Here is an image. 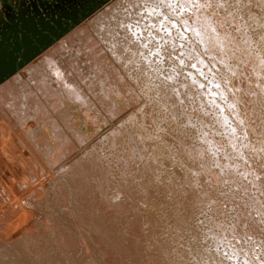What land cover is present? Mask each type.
Returning a JSON list of instances; mask_svg holds the SVG:
<instances>
[{
  "label": "bare ground",
  "instance_id": "6f19581e",
  "mask_svg": "<svg viewBox=\"0 0 264 264\" xmlns=\"http://www.w3.org/2000/svg\"><path fill=\"white\" fill-rule=\"evenodd\" d=\"M47 1L49 2V5L52 4V2H50L49 0ZM230 2L229 0H112L110 1L101 9V11H99L95 15L88 17L85 21H83L81 24L76 26L71 32L64 35V37H62L52 47L50 46V48L46 50L44 49L45 51L42 53L40 52L41 54L39 53L40 55L33 62H31L29 65H26V67H24L21 71L15 73L5 82H3V84L0 85V104L2 105L4 111L7 112L6 114H9L10 117L12 118L14 126L20 128L23 137L28 138L26 144L27 146L26 145L25 146L27 147L29 152H27L26 151L27 149L24 148L23 146L24 144L21 145L18 139L14 137L15 135L13 136V134L11 133L13 130L12 128L13 125L11 123L8 124L10 128L6 126V133L11 137L12 141H9V146L3 144V148L9 151V153L12 152L13 155L16 154L14 155L16 158L17 156H19V154L17 153L14 146L17 148V150L19 149L21 152H23L22 158L25 161L23 165H25L24 167L25 169H27V172L28 171L30 172L28 176L31 175L33 177L34 175H37L41 170L44 171L46 164L49 167L48 169L52 171L51 170L52 168L50 167L51 165L53 167V164L51 163L52 162L51 160H50L51 162H49L48 159V157L50 156L49 154L54 152L53 156H56V159L60 157L64 158L65 156L63 155L67 151L71 150V147H73L71 144H73L74 141L70 136L73 135L72 136L73 139H76L75 142L78 143L81 140L80 136L84 135V134L81 135L80 132H78L75 129V126L73 125V122L75 121V114H74L75 111L72 112L71 110L72 107L74 110L75 109L78 110L77 113L83 116L84 120L85 119L93 120L98 118L97 116L102 110L108 113L107 115H105V112L102 113L105 119H109L110 117H115V115L120 112L122 107L123 108L125 106L127 107L128 104L135 101V95H136L135 89H137L135 86L136 84L139 85L137 82L138 80H132L131 83L129 78L131 71L133 69H139L142 75L150 77L151 79L152 78L155 79L153 80L156 82H153V84L157 83L156 86L158 87L157 89L155 88L154 91L155 93H159L160 90L163 89L161 93L167 103L166 107H168V109H170L169 107L171 106L177 108L180 104L182 106V103L183 105L184 103L186 105V103L189 102L190 97L193 100L192 103L196 101L197 102L196 104L197 106L199 105V107L201 105L203 107V103H209L208 105H210V108H212V110L216 114L215 115L217 117L216 119H218V122L220 121L218 123L220 130L223 129L224 132L225 130L227 131L226 136L228 142L226 141L227 142L226 144L228 145V148L226 149L225 154L228 157L235 158L234 156L240 155V157L243 158V162H241L243 164H239L240 162H238L239 161L238 160L237 164L240 167L236 166L234 168L235 169L237 167L240 168V170L239 169L238 170L240 171V173L243 172L242 176L244 177H247L246 175L247 173H249L251 179H249L248 177L247 179H249L251 183L255 186V188L258 189V191H256L257 195L258 193L261 195L260 191L264 190V163H262L264 161L263 153L261 152V155H263L262 156L263 160L261 162L262 164L259 163V165L261 164L260 166H262L259 167L261 169L258 168V171H256L257 170L255 168L256 165L254 166L252 161L254 162L258 158L259 155L258 150L261 151L260 149L261 146H264L263 145L264 142L263 143L259 142L261 140V137L259 136L260 134H258L262 132L264 133V123L260 125L262 131L259 129L261 132H257L259 131L257 130L254 133L253 131L256 130L254 129L256 127H253L252 125L251 127H249L248 124L249 122L248 123L245 122L247 118L250 117L248 116V112L250 113L251 106L249 107V105L250 104L252 105L251 100L253 98L250 100V104L247 106L246 101L248 98L247 95H245L246 94L245 90H247L248 88V84H247L248 81L250 82V80L244 79V77L247 75L244 74L245 73L244 70L247 68V66L243 70L244 76L243 74L242 76H239L241 75L240 72L242 71L240 70H242V68H240L239 70L240 66H238L239 64L237 63V61L241 62V64H246L249 67L251 66L254 69V71L252 72H255L254 75L256 76L257 74L259 75V73H261V69L264 67V65H262L263 63L261 62V57L258 56V53L257 55H254L253 53L254 51L252 49L253 39L247 33L243 32L244 29L242 30V28H244L245 26L239 29L243 32L241 33L239 31L242 35V40H238V39L234 40V36L230 34L231 31H229V29L226 27V24L229 22V16H230L228 14L229 13L228 11H230L229 6H231ZM243 2L244 3H242L243 4L242 7L244 10L247 9V11L252 9L254 10L253 6L259 8L262 6L260 0H243ZM61 10L63 11L62 13L64 12L67 14L74 13L76 19L78 17L77 8L76 7L69 8L67 3L64 2L61 3ZM38 12L42 13L46 11L43 10L41 7V9L38 8ZM51 12L52 10L48 11V14H51ZM247 13H249V11ZM257 13L258 15L261 14L259 12ZM261 16L256 17L258 18V21H261L260 20L262 19ZM256 18H254L255 22H252L254 23L253 26L255 25L254 29L256 27L257 28L256 30H258L263 36L264 26L259 24V22L256 21ZM54 19H58L60 25L64 24L65 23L64 21L71 22L70 20L71 18L69 17L65 18L62 15L59 17L57 14L54 16ZM79 21L80 19L78 20V23ZM249 26L251 25L249 24ZM1 29H2V24H0V30ZM257 38L259 39V37ZM166 58H169V61L173 60L175 67L177 68V70L180 71L179 74L176 75L177 79L175 78V80H173L174 75L176 74L175 71H171V74L167 75L168 76L167 78L170 79L172 78L173 81L167 80V78L162 79L165 76L163 75L165 69L163 73L161 71V69H163V66L165 68V65H163L162 60ZM262 59L264 58L262 57ZM241 67H244V65ZM183 70L185 73L183 72ZM262 74H264V72ZM204 78H206L205 81L203 80ZM145 81L147 82L148 79L144 80L143 83L141 84L147 87V85L149 84H145L144 83ZM142 85L140 87H142ZM149 87H151V85H149ZM152 87L154 88L155 86ZM147 92H149V90ZM241 94H244L245 96H242ZM253 95L255 96L256 94ZM187 97H189V99ZM123 103L125 104L123 105ZM193 104L195 105V103ZM194 105H192L191 107L194 108L193 107ZM205 105L207 106V104ZM252 111L254 112V109H252ZM187 113L188 111H186V116ZM206 114L208 116V113ZM136 115H138V113L134 114L133 112L131 115L129 113L128 116H126L125 120L123 121L124 122L123 124H126L128 127L129 126L127 124L128 120ZM262 117L263 115L261 116V118ZM204 118L206 119V117ZM188 121L186 123L189 124L190 121L189 122ZM192 122H190V125L187 126H191ZM3 123L4 121L2 122V124ZM134 124H139V123H134ZM4 125L6 124L4 123ZM123 126L124 125H122V127ZM122 127L121 128L115 127L112 130V132L110 131L111 133L109 132L110 134L106 135L105 140L107 139L111 144L114 145L121 144V148L124 147L126 149L127 148L126 146L129 147V144L125 143L126 141L122 139V137H124L122 135L125 136L127 135L128 137L129 135L127 130H125L127 134L126 133L124 134ZM2 128L3 127L1 126V129ZM193 128L199 129L196 127ZM43 130L45 131L49 130V132L54 137V139H56L55 140L56 147L54 146L55 148L54 151L52 149V152L48 149L49 145L46 144V142L45 144L42 142L43 143V144L41 143L42 145H38L36 142L39 133H41ZM4 131L5 130H3V132ZM154 134L156 133L154 132ZM154 134L153 137L157 135ZM149 135L147 136V138H143L141 135L135 137L130 136L131 139L129 138L132 141V145H130L131 147H129V149L131 148L130 153H133L132 151L137 149L136 152H138V156H137L138 158L136 157L135 158L139 159L138 161L140 165L135 166L134 170L136 171V173H131V175L129 174V176L126 175L124 171L122 173L121 182L126 192L124 196H126V198L129 199L132 204H135L136 202H141L139 203V205L143 204L141 199L140 198L137 199L136 195L134 194L137 192L135 191V188L133 186V178L139 176L142 179L144 177V181L146 180V178H148L149 180L148 185H150V187L159 188L160 184L158 183L159 182L158 178L161 177H159L160 176L159 173H156L157 171L156 167L161 165L162 163H166L164 162L163 159H161L162 151H159V149L155 150V148H148L146 146V144L149 143L152 138V136L150 135L151 136L150 138ZM206 135L201 136L203 137L202 138L203 144L201 145L199 143L201 145L200 147H202L203 149L200 148L199 146H198L199 149L195 148L197 149L196 151L199 150L200 154H198V152L196 151L195 152L197 156L199 155V158L201 159V163L203 158H201L202 156L200 155L205 154L207 156L208 151H212L214 150V148L222 149V147L220 148V146L217 144L218 142L216 141L217 139L215 140L214 137H210ZM244 138L247 139V141L250 140L249 142L250 144H252V146H249L248 145L249 143L247 142H246L247 144L243 142ZM120 140H124L123 147L121 143L122 141ZM262 141L264 140L262 139ZM223 142L225 143V141ZM137 143H141L142 147L138 148ZM165 143L163 146L166 145ZM103 144H104L103 141L100 139L98 142L95 143V145L92 146V148H90L88 153L86 152V154L83 153V155L82 154L79 155L80 157L77 158V160L75 161L73 159L76 158H73L72 159L73 161L69 164V166L65 170H63L64 171L63 173L65 174L64 178L65 180H67L68 185L71 186L72 193H74L78 201L81 202L80 205L76 204V209L80 211L79 215L81 217L76 216V218L78 219L76 218L75 219L78 221L82 230L81 231L75 230L76 227H73L74 230L71 229L70 226L66 227L63 221H61L60 219H56L54 216H50V215H46V217H44L46 222L49 221L45 225L41 223L42 220H43L42 222H44V219L43 218L41 219V215L39 216V211H38L39 209L37 208L38 211L37 213L35 212L36 208L35 210H33L34 207L32 210L37 214L32 216L30 212H28L31 209L30 208L28 209L26 214L25 213L17 214L16 217L11 213L13 215V218L11 217V219L8 217L9 215L6 216V214L2 211L0 213V264H81L80 256L83 255L85 256L84 258H86L87 255L84 254H89L91 252V250H89L90 245L91 246L97 245V247H99L98 251H99V256L101 258L103 257L108 258L109 255L114 256V258L109 256L108 260H106L108 264H122L123 261L120 262L119 261L120 258H123L122 260L126 259L130 264L131 262H129V259H132L133 262L136 261L135 264L140 260H141V264L143 262H144L143 264H163L162 260L165 258L164 256L160 255L161 256L160 257L156 254H154L153 256V255H149L150 253L147 256H145L146 252H148V250H146L147 248H145L146 246H144L146 244L145 243L146 239H148L146 235L148 236L150 235L143 229L144 226L147 224V219H148L147 217L150 218L153 217L152 211L148 210L149 213L145 212L147 214V217L145 214V216L140 215V218H135L129 216V214L126 213V218H124L120 216V212L121 211L127 212L126 198L124 197L120 198V196L116 197V195L120 194V191H117V193L116 191H114L113 193H111L112 196L110 195V198L116 201H113L109 199L108 196H106L107 194L105 191L107 190V187H109L111 184L114 183H113V178L108 176L107 171H106V181L101 178L105 166L103 160L100 161L96 153H98V150L102 148ZM174 144L176 147V151L177 150L180 151L183 142L177 139ZM74 145H76V143ZM190 148L192 149V147ZM248 148L253 153V155L251 156L252 157L256 156L254 157V160H251V162L249 160L244 161V158L247 157V155L244 156V152L246 153L247 152L246 150H248ZM125 149H121V150H125ZM224 149L222 150L224 151ZM189 151L191 150L189 149ZM66 154H68V152ZM122 154L124 155L125 153ZM36 155L38 157L40 156L46 162V164L41 163L39 161L40 158L37 159ZM76 155H78V153ZM128 157H130V154ZM189 157H190L189 159L192 158V156L190 155ZM222 157L223 156H220V159ZM52 159L54 161L55 158ZM125 159L129 160V158L126 157ZM207 159L206 161H208ZM239 159L241 160V158ZM57 160L54 161L53 163L57 162ZM257 161L258 160H256V163ZM215 162H217V160ZM48 163L49 164L51 163L50 166L48 165ZM189 163H191V161ZM55 164L57 165V163ZM154 164L155 166H153ZM196 164L197 161H195V165ZM202 164H204V161ZM207 164L209 165V163ZM193 165L194 164L191 165L192 166L191 170L194 169ZM204 165L205 166L203 167L200 166V167L204 169L205 167L208 166L206 164ZM216 165H214V167ZM96 166H98L99 171L96 170ZM210 166H208L205 169L208 170ZM54 167H58V166L54 165ZM194 167L196 168V166ZM214 167L212 164L211 169H213ZM228 167L230 168V166ZM231 168H233V164ZM162 169H160V171ZM205 169L204 171L200 169V171H203L204 173ZM209 170L206 171L205 173L206 174L207 172L209 173L210 172ZM219 170L217 171L220 174ZM176 171L177 170H175L174 173L181 174L180 171L178 172ZM212 171L210 175H212ZM234 171L235 170L232 169V171L229 172L230 177L236 179L233 180L234 182L231 181V184L232 183L235 184V181L238 180V185L237 183L236 185L239 187L241 192L244 193L245 191L246 193L247 184L243 183L242 182L243 180L240 181L239 178L241 177L238 178L236 177L238 175V171L235 172V174ZM14 173H19L16 168H14ZM56 173L59 172L57 171ZM214 173L215 175L213 174L214 175L213 177H216L217 175L215 170ZM227 174L228 172L226 173L225 178H227ZM170 175H172L171 172H169V176ZM28 176L21 178L22 179L21 182L19 181L20 182L19 185H16L14 187V190L21 189L25 186L26 183L28 182L30 183L31 178L29 179ZM179 176L180 175H178V178ZM174 177L176 179V176ZM222 177H223L222 175L221 178L219 177L220 180H223ZM43 178L40 177L41 180ZM232 178L230 180H232ZM161 179L164 180L163 178ZM177 179L174 181L176 182ZM218 180L216 181L218 182ZM226 180L227 179H225L224 182H226ZM171 181L172 180H170V182ZM229 181L227 180V182ZM43 184L45 183L43 182ZM122 184L119 183L120 186ZM167 184L168 183H166L165 185ZM171 184H173V182ZM226 184L227 183H225V185ZM30 186H32V184ZM38 186L36 185V187ZM230 187H232V185H230ZM238 187L235 188L236 191ZM37 189H38L37 191H42L41 189L43 188H40V190L39 188ZM14 190L11 189V191L4 193L2 199L5 200L7 199L8 196L14 194L15 192ZM234 190L232 192H235ZM22 191L23 190H21V192ZM37 191L36 190L34 192L32 191V193L35 192L37 193ZM184 191H188V189L187 190L185 189ZM24 192L25 191H23L22 194ZM232 192L230 190L231 194L229 195V197L232 194H234ZM190 193L189 195H187L188 197L186 196V194L185 197L180 196L179 198L181 199L177 198L179 196L177 194L175 197L177 199L174 201L175 202L174 204L176 205V209H179V206L183 204L184 209L187 211L186 214H188L189 218L191 219L192 216L191 213L193 212L192 210L195 207L194 204L199 203L201 200H199V196H197V193H196V197ZM202 193H204V189ZM228 193L226 192L227 195ZM263 194L264 193H262V195ZM39 195L41 196V193ZM24 196L27 197V195ZM28 197L30 196L28 195ZM240 197L238 198L241 199ZM243 197H245V195ZM232 199L234 201L236 200V198L234 199L233 197ZM247 199H246L245 207L251 203V202L248 203L249 201L247 202ZM229 200H231V197ZM242 200L238 202L239 203L241 202L242 204L243 203ZM262 201L263 200L261 199L259 201L257 200L256 201L257 203H253L254 201L251 203L252 207L254 206L253 208L254 211L253 210L252 211L254 214H257L256 215L257 217L255 215L254 216L248 215L249 218L247 216L245 217L246 213L248 212L243 214L244 209L241 208L242 206L240 205L239 206L240 208H238L237 207L239 205L237 204L238 202H234L235 203L234 204L232 201V206L234 204L236 208L242 209L240 210V212L241 211L243 212H241L242 214L240 213L241 215L238 213L239 214L238 217L236 216V219L232 222L231 227H229V229L231 228L230 229L231 232L230 230H227L228 225L226 223H225L226 225L225 224L220 225L219 224L220 222L218 224L217 221L214 222L215 221L213 219L214 214L218 212L217 207L213 206L216 203L214 202L215 204L210 206L212 207L211 211L206 207V209L209 210L208 214L210 215L211 218L207 219L208 217H205L204 223L202 222L200 226L199 225L197 226V224L195 225L194 223H192L193 226L192 228H190L191 232L188 234L189 239L186 240L187 247L185 246V244H184L185 247L181 246L183 248H187L186 250H184V252H188L191 255L193 264H264V245H263L264 243L262 244L263 241L259 240L260 239L259 237L261 235H258L262 231L257 233V231H259V227H262L261 230H263L264 232V219H262V217H264V208H263L264 201L263 202ZM260 202H262L261 206L259 205ZM30 203L32 204V202ZM150 204H151L150 202L144 201L143 204L144 209L150 206ZM22 205L24 204L22 203ZM229 206H231V204ZM247 209L250 210V207H248ZM204 213L206 214V212ZM244 217L247 218L248 222L246 221V219H244ZM254 217H256V219ZM237 218L242 219V222H240ZM88 221L89 223H87ZM178 221L179 218L177 215L175 219V223ZM244 221H246L247 224H245L246 222L244 223ZM124 223H127L130 226L129 230L132 231V234H130L129 232L128 235L122 233V225ZM244 225L245 226L248 225V227H246L245 230L243 228ZM202 226L204 230L206 229V232L202 234L200 231L202 235L201 238L198 235L200 234L198 233V231L199 229H201ZM37 227H39V229L35 230L34 228ZM176 228L178 229V223L176 225ZM101 238H103L104 240H102ZM182 242H184V240ZM210 243L211 245H209ZM168 250L167 252L170 253ZM173 252H174L173 255L175 257L178 256L179 259L181 255H183L178 250L177 251L174 250ZM118 256L120 258H118ZM143 257L146 259L144 260ZM175 257L174 259L178 261V258L176 259ZM84 258L82 260H85ZM92 258H94V254L92 255ZM115 258L118 260V262H114Z\"/></svg>",
  "mask_w": 264,
  "mask_h": 264
},
{
  "label": "rangeland",
  "instance_id": "374dc122",
  "mask_svg": "<svg viewBox=\"0 0 264 264\" xmlns=\"http://www.w3.org/2000/svg\"><path fill=\"white\" fill-rule=\"evenodd\" d=\"M26 1V4H29V2L30 1H28V0H25ZM50 2H51V0H49ZM110 1H112V0H103V2H101V3H99V4H97L95 7H94V9L93 10H91L88 14H86L83 18H80V21H79V23L78 24H76V25H73L71 28L69 27V29H68V31L67 32H64L59 38H57V39H55L48 47H46V49H48V48H50V46L52 47L54 44H56L62 37H64V35H66V34H68L69 32H71L76 26H78L79 24H81L83 21H85L88 17H90V16H92V15H95L96 13H98L99 11H101V9L106 5V4H108ZM230 1H232V2H230ZM237 1V2H236ZM261 1V7L259 8V7H256V6H253V8H254V10L252 9V10H248L249 11V13H247L248 11H247V9H243V7H242V3H244L243 2V0H229V2L231 3V6H229V10L230 11H228L229 13V22L226 24V27L229 29V31H231L230 32V34L232 35V36H234V40L235 39H238V40H242V35H241V33H243V32H245V33H247L252 39H253V42H252V49L254 50L253 51V53H254V55H257V53H258V56H260L261 57V62L263 63L262 65H264V59H262V57L264 58V38H262V37H264V35L262 36L261 35V33L258 31V30H256L257 28L255 27V29H254V26H253V24L254 23H252V22H255V19L254 18H256L257 16H261L262 17V19H260L261 21H258V18H256V21L257 22H259V24H261V25H263L264 26V0H260ZM3 3L6 5V6H10V8H15L14 6H13V3H12V1L11 0H0V24H2V25H4L5 23H6V25H7V27H6V30L8 29V27H9V23L11 22L9 19H8V17L7 16H10L9 14H8V12L7 11H5L4 9H6V8H4V6H3ZM61 3V0H53V8L52 9H55L56 8V6H58V4H60ZM36 4L38 5V2H36ZM77 4H80V0H75V2H74V5H77ZM236 7V8H235ZM241 7H242V9H241ZM3 8V9H2ZM257 10H260V11H257ZM244 11H247V12H244ZM254 11V12H253ZM243 12V13H242ZM257 12H259V13H261V14H259L258 15V13ZM253 14V15H251V14ZM242 14V15H241ZM245 14V15H244ZM255 15H257V16H255ZM248 18H249V20H248ZM246 19V20H245ZM251 20V21H250ZM246 23V24H245ZM263 23V24H262ZM71 24H72V22H71ZM248 24V25H247ZM249 24L251 25V26H249ZM243 26H245V27H247V28H242V30H243V32L241 31V30H239L241 27H243ZM236 30H238V31H236ZM241 33H240V32ZM1 32H3V30H1ZM241 36V37H240ZM257 37H259V39L257 38ZM261 38V39H260ZM256 39V40H255ZM263 39V40H262ZM262 43V44H261ZM45 49V50H46ZM44 49L41 51V53L42 52H44L45 51ZM40 53V54H41ZM261 55H260V54ZM39 54V55H40ZM39 55H37L33 60H30L29 62H27L26 64H24L21 68H17V72H19V71H21L24 67H26V65H29L31 62H33ZM168 61V62H167ZM162 62H163V65H165V68H164V66H163V69H161V71H162V73H163V71H164V69H165V72H164V74L163 75H165L162 79H166L168 76L167 75H170L171 74V71H175L176 72V74L174 75V78H173V80H175V78L177 79V74H179V70H177V68L175 67V64H174V61L173 60H171V61H169V58H166V59H163L162 60ZM165 62V63H164ZM260 62V63H261ZM0 63H1V61H0ZM237 63L239 64L238 66H240L239 67V70H240V68H242V70H240V71H242V72H240L241 73V75H239V76H242V74H243V72L245 71V73L244 74H247L245 77H244V79L246 80H250V82L248 81V88H247V90H245V95H247V98L249 99H247V106L250 104V100H251V103H252V105L250 104L249 105V107L251 108H249L250 109V113L248 112V116H250V117H248L247 118V120L245 121L246 123H248L249 124V127H251V125L253 126V127H256V128H254V129H256V130H254L253 132L255 133V131H257V130H261V124L262 123H264V74H262L263 72H264V70H263V68L261 69V73H259V75L257 74V76L256 75H254L255 74V72H252V71H254V69L250 66H248V65H246V64H241V62H238L237 61ZM161 65V64H160ZM244 65V67H241V66H243ZM261 65V64H260ZM186 66V65H185ZM184 66V67H185ZM246 66H247V68H246ZM187 67V66H186ZM246 68V69H245ZM166 69H167V71H166ZM245 69V70H244ZM253 69V70H252ZM137 70V71H136ZM139 69H133L132 71H131V74H130V78H129V80H130V82L132 83V80H138L137 82H138V84L139 85H137L136 84V88L138 89H135V87H134V89L136 90L135 92H136V95H135V101H133L132 103H130V104H128V106L126 107H122L121 108V110H120V112L119 113H117L116 115H115V117H110L109 119H105L104 118V115L102 114L103 112H105L104 110H102L100 113H99V115L97 116L98 118H96V119H93V120H84L83 118V116H81V115H79V113H77V109H73V107H72V112H74L75 111V121L73 122V125L75 126V129L78 131V132H80V134L81 135H83V136H80V138H81V140L77 143V142H75V140L76 139H73V135L72 136H70L71 138H72V140L74 141V143L73 144H71L73 147H74V149H73V147H71V150H69L70 151V153H69V151H67L68 152V154H64L63 156H65L64 158L63 157H60V158H57L56 159V156H53V153L54 152H52V149H53V151H54V148L56 147V145H55V140L56 139H54V137L51 135V133L49 132V130H43L41 133H39V135H38V138L36 139L37 141V144L38 145H42L43 143L45 144V142H46V144H48L49 145V147H48V149L52 152V153H50L49 155V157H48V159H49V162H51L52 164H53V167H54V165L55 166H58V167H54V168H56V169H54L53 167H52V165H51V167L50 168H52L51 170L52 171H50L48 168V166H47V164H46V162L39 156H37L36 155V157H37V159H39V161L41 162V163H43V164H46V167H45V169H44V171L43 170H41L37 175H34L33 177L31 176V175H29L28 176V174L30 173L29 171L27 172V169H25V165H23V163H25V161H24V159L22 158V153L23 152H21L19 149L17 150V148L14 146V148L16 149V151H17V153L19 154V156H17V158L14 156V155H16V154H14L13 155V153L12 152H10L9 153V151H7L6 149H4L3 148V144L4 145H6V146H9V141H12L11 140V137L9 136V135H7V133H6V126H8V124L9 123H11L13 126H12V128H13V130H12V134H13V136L14 137H16V139H18V141L21 143V145H23L24 146V148L25 149H27V139L28 138H26V137H23V135H22V131L20 130V128H17L16 126H14V124H13V121H12V118L10 117V115L9 114H6L7 112L6 111H4V109H3V107H2V105L0 104V121H4V123L6 124V125H4V123L2 124V122H0V129H1V126L4 128H2L1 129V132H0V207H2V208H0V213L3 211L5 214H6V216L7 215H9L8 217L11 219V217L13 218V215L16 217L17 216V214H26V212L28 211V209H30L28 212H30V214L33 216V215H35V214H37L38 213V211H39V216L41 215V219L43 218L44 219V217H46V215H50V216H54L56 219H60L61 221H63V223L65 224V226L66 227H68V226H70V228L71 229H73V227H76V229L75 230H79V231H81L82 230V228H81V226L79 225V223H78V221L76 220V219H78V218H76V216H78V217H81L79 214H80V211H78V209H76V204H81V202H79L78 201V199L76 198V196L74 195V193H72V191H71V186H69L68 185V183H67V180H65V178H64V171L63 170H65L68 166H69V164L74 160H77V158H79L80 156L79 155H83V153H85L86 154V152L88 153V151L90 150V148H92V146L93 145H95V143L96 142H98L100 139L103 141V145H102V148H100V150H98V153H96V155L99 157V159H100V161L101 160H103V163H104V166H105V168H104V171L102 172V175H101V178L103 179V180H105L106 181V171L108 172V176L109 177H111V178H113V183L114 184H111L109 187H107V190L105 191L106 192V196H108V198L109 199H111L110 198V195L112 196V194L111 193H113L114 191H116V193H117V191H120V194L119 195H116V197H119L120 196V198H122V197H124V198H126V196H124L125 195V190H124V186H123V184H122V182H121V178H122V173L125 171V173H126V175H128L129 176V174L131 175V173H136V171L134 170L135 168V166H137V165H140V163H139V159H136V158H138L137 156H138V152H136L137 151V149H135L134 151H132L133 153H130L131 152V148L129 149V147H131L130 145H132V141L130 140L131 139V137L130 136H132V137H135V136H138V135H141L143 138H147V136L150 134L151 136H152V138H153V140H152V138H151V136H150V138H151V141H153V142H149V143H147L146 144V146L148 147V148H155V150L156 149H159V151H162L161 152V159H163L164 160V162H166V163H162L161 165H159V166H157L156 168H157V171H156V173H159L160 174V176H159V174H158V176L159 177H161V178H163L164 180H162L161 178H158V183L160 184L159 185V188H156V187H150V185H148V182H149V180H148V178H146V180L144 181V177L141 179V177H135V178H133V186H134V188H135V191L137 192V193H134L135 195H136V198L137 199H141V201H142V203L144 204V201H146V202H150L151 204H150V206H148L146 209H144V205L142 204V205H139V203H141V202H136L135 204H132L131 202H130V200L129 199H127L126 198V205H127V212L126 211H121L120 212V216L121 217H124V218H126V213H128L129 214V216H132V217H135V218H140V215H143V216H145V214L148 212L149 213V211L148 210H151L152 211V213H153V217H147V214H146V217L148 218L147 219V224L144 226V229L143 230H145L150 236H148V235H146L147 236V238L148 239H146V237H145V239H146V244L144 245V246H146L145 248H147L146 250H148V252H146V255L145 256H147L149 253V255H153L154 256V254H156V255H158V256H164L165 258V260L163 259L162 260V263L163 264H170L171 262V264H193V262H192V258H191V255L188 253V252H184V250H186L187 248H183V247H181V246H184V244H185V246L187 247V245H186V243H187V241L186 240H188L189 239V236H188V234L191 232V229L190 228H192V226H193V224L192 223H194L195 225L197 224V226L199 225H201L202 224V222L204 223V221H205V217H208L207 219H209V218H211L210 217V215L208 214L209 213V210L208 209H210V211H211V208L212 207H210V206H212L213 204H215V205H213V206H215V207H217V213H215L214 214V222H216L217 221V224L219 223L220 225H223V224H227L228 225V229L227 230H230L229 229V227H231V225H232V222L236 219V216L238 217V215L241 213V212H243V214H245L246 212H248V213H246V215H245V217L247 216L248 218H249V216L248 215H252V216H256L257 214H254L253 213V211H254V206L252 207V205H251V203L253 202V203H257L256 201L258 200H263L264 201V197H263V195H262V193H264L263 191L264 190H262V191H260L261 192V195H262V198H261V195L258 193V195H257V192L256 191H258V189L257 188H255V186L251 183V181L249 180V179H251L250 178V174L249 173H247V177L249 178V179H247V177H244V176H242L243 175V172H241L240 173V168H234V167H236V166H239L237 163L238 162H240L239 164H243V163H241V162H243V158L242 157H240V155L239 156H234L235 158H233V157H228L226 154H225V151H226V149L228 148V145L226 144L228 141H227V136H226V130H225V132H224V130L222 129V130H220V128H219V126H218V123L220 122H218V119H216L217 117L215 116L216 114H215V112L212 110V108H210V105H208L209 103H203V107H202V105L199 107V105L197 106V102L196 101H194L193 103H195V105L192 103V98L190 97V99H189V97H187L188 99H189V102H187L186 103V105H185V103H184V105H183V103H182V106H181V104L176 108V107H174V106H171V107H169L170 109H168V107H166V105H167V103H166V101H165V99H164V97H163V95H162V93H161V91L163 90H160V92L159 93H155L154 91H155V88L157 89L158 87L156 86V84L157 83H155V84H153V82H156V81H154L155 79L154 78H150V77H147V76H144V75H142L141 73H140V70L138 71ZM244 70V71H243ZM262 70H263V72H262ZM250 73H249V72ZM16 72V73H17ZM169 72V73H168ZM183 72H184V70H183ZM185 73V72H184ZM221 74V73H220ZM244 74H243V76H244ZM252 74V75H251ZM262 74V75H261ZM256 77H254V76ZM262 78H261V77ZM11 77V76H10ZM10 77H8V78H10ZM247 77V78H246ZM253 77V78H252ZM8 78H6V79H4V81L3 82H5ZM179 78V77H178ZM148 79V83L145 81L144 83L145 84H149V85H151V87H149V85H147V87H145V85L143 86L141 83H143V81L144 80H147ZM154 79V80H153ZM255 80V82H256V84H255V82H254V80ZM257 79V80H256ZM167 80H172V78L170 79V78H167ZM172 80V81H173ZM204 81L206 80V78H204L203 79ZM262 81V82H261ZM3 82H1L0 83V85L1 84H3ZM259 82H261V83H259ZM176 83V82H175ZM142 85V87H140L141 85ZM259 84H261V85H259ZM152 86H155L154 88L152 87ZM167 86V85H166ZM165 86V87H166ZM202 87H203V85H202ZM252 88V89H251ZM257 88V89H256ZM141 89H143V90H141ZM154 89V90H153ZM197 89V88H196ZM141 90V91H140ZM145 90H146V92H145ZM149 90V92H147ZM193 90V89H192ZM249 90V91H248ZM255 91V92H254ZM138 92V93H137ZM252 93V94H250V93ZM145 93V94H144ZM253 94H256L255 96L253 95ZM260 94V95H259ZM262 94V95H261ZM242 96H245L244 94H241ZM241 96V97H242ZM160 97V98H159ZM244 99V98H243ZM256 99V100H255ZM263 99V100H262ZM125 103H123V105H124ZM189 104V105H188ZM205 104H207V106H208V108H207V106L205 105ZM122 105V104H121ZM122 105V106H123ZM127 105V104H126ZM168 105H169V103H168ZM188 105V106H187ZM192 105H194L193 107L195 108V110H194V108H192L191 106ZM205 105V106H204ZM181 106V107H180ZM186 106V107H185ZM195 106H197V107H195ZM174 107V108H173ZM185 109H184V108ZM213 107H214V105H213ZM216 107V106H215ZM253 107V108H252ZM173 108V109H172ZM182 108V109H181ZM209 108H210V110H209ZM139 109V110H138ZM172 109V110H171ZM184 109V110H183ZM201 109V110H200ZM252 109H254V112H256V113H254L253 111H252ZM6 110V109H5ZM206 110V111H205ZM136 111V112H135ZM138 111H140V112H138ZM184 111H185V113H184ZM186 111H188V113H187V116H186ZM209 111V112H208ZM213 111V112H212ZM134 112V114L136 113H138V115H136V116H133L132 118H130L129 120H128V122H127V124L129 125L128 127H127V125L126 124H123L124 122V120H125V118H126V116H128V114L130 113V115L132 114ZM192 112V113H191ZM204 112V113H203ZM174 113V114H173ZM206 113H208V116H207V114ZM254 113V114H253ZM3 114V115H2ZM108 113L107 112H105V115H107ZM124 114H126V115H124ZM192 114V115H191ZM204 114V115H203ZM211 115V118H210V115ZM213 114H214V116H213ZM7 115V116H6ZM101 115V116H100ZM173 115H175V116H173ZM188 115H190V116H188ZM254 115V116H253ZM263 115V117L261 118V116ZM122 116V117H121ZM5 117H7V118H5ZM143 117V118H142ZM177 117V118H176ZM190 117V118H189ZM204 117H206V119L204 118ZM213 117V118H212ZM253 117V118H252ZM2 118V119H1ZM11 118V119H10ZM116 118H117V120H116ZM122 118H124V119H122ZM140 118H142V119H140ZM188 118V119H187ZM249 118H250V120H249ZM4 119V120H3ZM7 119V120H6ZM65 119V118H64ZM101 119V120H100ZM191 121H190V120ZM198 119V120H197ZM203 119V120H202ZM205 119V120H204ZM212 119V120H211ZM9 120V121H8ZM113 120V121H112ZM189 120L190 122H192V124H191V126H187V125H190V122H189V124L188 123H186L187 121ZM216 120V121H215ZM262 120H263V122H262ZM6 121V122H5ZM103 121V122H102ZM119 121V122H118ZM203 121V122H202ZM208 121H209V123H208ZM39 122H40V120H39ZM115 122V123H114ZM200 122H201V124H200ZM207 124H206V123ZM115 125H114V124ZM134 123H139V124H134ZM195 123V124H194ZM204 123H205V125H204ZM211 123V124H210ZM119 124H122V125H124L123 127H122V125H119ZM25 125H28V124H25ZM114 125V126H113ZM203 125V126H202ZM206 125H209V126H206ZM30 126H31V124H30ZM185 126V127H184ZM188 127V129H187V127ZM201 126H202V128H201ZM9 127V126H8ZM115 127H119V128H121L122 127V130H123V132H124V134L126 133L127 134V132L125 131V130H127L128 131V135H129V137L126 135H122V136H124V137H122V139H124L126 142L125 143H127V144H129V147L128 146H126L127 148L125 149L124 147H123V145H124V140H120V141H122L121 143H122V147L123 148H121V144L119 145V144H111L107 139L105 140V138H106V135H108V134H110L111 132H112V130L115 128ZM193 127H196V128H199V129H195V128H193ZM207 127V128H206ZM252 127V128H253ZM260 127V128H259ZM10 128V127H9ZM44 128H46V127H44ZM219 130H218V129ZM14 129H15V131H14ZM203 129V130H202ZM206 129V130H205ZM210 129V130H209ZM214 129V130H213ZM3 130H5L4 132H3ZM19 130V131H18ZM108 130V131H107ZM180 130V131H179ZM199 130V131H198ZM257 131V132H261V131ZM111 131V132H110ZM160 131V132H159ZM201 131V132H200ZM203 131V132H202ZM205 131V132H204ZM223 131V132H222ZM47 133V135H46V133ZM70 132V131H69ZM110 132V133H109ZM123 132H122V134H123ZM154 132L157 134H154ZM207 132V133H206ZM18 133V134H17ZM48 133H49V135H48ZM159 133V134H158ZM202 133V134H201ZM205 133V134H204ZM210 133H211V135H210ZM1 134H2V136H1ZM45 134V135H44ZM104 134V135H103ZM153 134L154 135H156V136H154L153 137ZM161 134V135H160ZM206 135V136H210V137H214V139L216 140V141H218L217 142V144L220 146V148L222 147V149H224V151L222 150V149H217V148H214V150H212V151H208V154H209V156H208V154H207V151H206V154H207V156L205 155V154H202V155H200V156H202L201 158H203V160H202V163H203V161H204V164H206V165H208L207 163H209V165L208 166H210L209 168H210V170H209V168H208V170L210 171L209 173L207 172V174L205 173L206 171H208L207 169H205V168H207V167H205L204 169H205V172L203 173V171H204V169L203 168H201V167H203V166H205L204 164H202L201 163V159L199 158V155L197 156L196 155V152H198V154H200L199 153V150L198 151H196L197 149H199V147L203 144L202 142V138L203 137H201V136H204V135ZM258 134H260L259 136L261 137V140L259 141V142H264V141H262V139L264 140V133L262 132V133H258ZM18 135H20V136H18ZM70 135H71V133H70ZM213 135V136H212ZM8 136V137H7ZM22 136V137H21ZM46 136V137H45ZM162 136V137H161ZM6 137V138H5ZM128 137V138H127ZM24 138V139H23ZM130 138V139H129ZM163 138H164V141H163ZM220 138V139H219ZM226 138V139H225ZM21 139H23V140H21ZM127 139V140H126ZM167 141H166V140ZM180 140V141H182L183 142V145H182V147H181V149H180V151L179 150H177L176 151V147H175V141L176 140ZM54 140V141H53ZM94 140H97V141H94ZM157 140V141H156ZM24 141H26V142H24ZM223 141H225V143L223 142ZM227 141V142H226ZM250 140H248L247 141V139H245L244 138V141L243 142H247V143H249L248 145L249 146H252V144H250V142H249ZM43 142V143H42ZM134 142V141H133ZM165 142H167V143H165ZM220 142V143H219ZM40 143V144H39ZM42 143V144H41ZM76 143V145H74ZM164 143L166 144L165 146H163L164 145ZM201 145H200V144ZM223 143V144H222ZM244 143V144H245ZM246 143V144H247ZM68 144H69V142H68ZM138 144V148H141L142 147V145H141V143H137ZM199 144V145H198ZM225 144V145H224ZM26 145V146H25ZM51 145V146H50ZM78 145V146H77ZM222 145V146H221ZM224 145V146H223ZM263 145H264V143H263ZM55 146V147H54ZM118 146V147H117ZM195 146V147H194ZM199 146V147H198ZM77 147V148H76ZM173 147V148H172ZM189 147V148H188ZM190 147H192V149L190 148ZM193 147H194V149H193ZM76 148V149H75ZM166 148V149H165ZM186 148V149H185ZM195 148H197V149H195ZM200 148H202V147H200ZM121 149H125V150H121ZM178 149V148H177ZM189 149L192 151H189ZM203 149V148H202ZM261 151L260 150H258V152H259V155H258V158L256 159V160H258L257 161V163H256V160L253 162L252 161V163L254 164V166H255V168L257 169H255L256 171H258V168L259 167H262V166H260L262 163H264V161L262 162V158L264 157L263 155H264V146H261ZM4 152H3V151ZM119 151V153H118V151ZM128 150V151H127ZM130 150V151H129ZM174 150V151H173ZM246 150V149H245ZM244 150V151H245ZM27 152H29L28 151V149L26 150ZM72 151V152H71ZM117 151V152H116ZM121 151V152H120ZM125 151V152H124ZM165 151V152H164ZM196 151V152H195ZM219 151V152H218ZM247 152V154L244 152V156H246L247 155V157H245L244 158V161L245 160H249L250 162H251V160H254V157H256V156H254V157H252L251 155H253V153H252V151L248 148V150H246ZM3 152V153H2ZM33 152V151H32ZM74 152V153H73ZM76 152V153H75ZM211 152H212V154H211ZM261 152L263 153V155H261ZM5 153V154H4ZM7 153V154H6ZM78 153V155H76ZM122 153H125L124 155L122 154ZM135 153V154H134ZM163 153V154H162ZM203 153H204V151H203ZM219 153V154H218ZM222 153V154H221ZM250 153V154H249ZM2 154V155H1ZM3 154H4V156H3ZM84 154V155H85ZM119 154V155H118ZM129 154H130V157H128L129 156ZM137 154V155H136ZM215 154V155H214ZM221 154V155H220ZM12 155V156H11ZM189 155L190 156H192V158L191 159H193V160H191V159H189L190 157H189ZM204 155V156H203ZM217 155V156H216ZM223 156L221 159H220V156ZM226 157H225V156ZM249 155V156H248ZM48 156V155H47ZM72 158H71V157ZM123 156H124V158H123ZM133 156H134V158H133ZM263 156V157H262ZM3 157V158H2ZM20 157V158H19ZM125 157L126 158H129V160L128 159H125ZM136 157V158H135ZM164 157V158H163ZM204 157H206V158H204ZM211 157H212V160H213V163H212V160H211ZM217 157V158H216ZM225 157V158H224ZM52 158H55L56 160H57V162H55V163H57V165L55 164V163H53L54 161H56L55 159H54V161H53V159ZM73 158H76V159H73ZM196 158V159H195ZM208 158V159H207ZM229 158H230V160H229ZM239 158H241V160L239 159ZM249 158V159H248ZM44 161H42V160ZM59 159H60V161H59ZM70 159V160H69ZM73 159V160H72ZM122 159V160H121ZM197 159H200V160H197ZM206 159L208 160V161H206ZM234 159V160H233ZM51 160V161H50ZM64 160V161H63ZM127 160V161H126ZM163 160H162V162H163ZM191 161V163H189L190 161ZM217 160V162H215ZM219 160V161H218ZM222 160V161H221ZM229 160V161H228ZM231 160H233V161H231ZM239 160V161H238ZM3 161V162H2ZM12 161V162H11ZM17 161V162H16ZM59 161V162H58ZM128 162V163H126V162ZM195 161H197V164L195 165ZM224 161V162H223ZM229 163H228V162ZM234 161H235V164H234ZM238 161V162H237ZM248 161V162H249ZM205 162H207V163H205ZM211 162V163H210ZM219 162V163H218ZM223 162V163H222ZM226 162V163H225ZM233 162V163H232ZM262 162V163H261ZM50 163V164H51ZM201 165H200V164ZM225 163V164H224ZM231 163V164H230ZM259 163H261L260 165H259ZM50 164L48 163V165L50 166ZM60 164H62V165H60ZM123 164V165H122ZM192 164H194L193 165V170H191L192 169ZM212 164H213V167H214V165H216L213 169L215 170V172H216V177H213L214 175H215V173H214V170L213 169H211V167H212ZM232 164H233V168H231V166H232ZM201 167H200V166ZM222 166V168H221V166ZM227 165V166H226ZM153 166H155V164L153 165ZM167 166V167H166ZM191 166V167H190ZM194 166H196V168L194 167ZM228 166H230V168L228 167ZM20 167V168H19ZM60 167H62V168H60ZM64 167V168H63ZM161 167V168H160ZM162 167H163V169L165 170H163L162 169ZM189 167V168H188ZM219 169H221V170H219ZM225 167H226V169H227V171H226V169H225ZM240 167V166H239ZM2 168V169H1ZM14 168H16L17 169V171L19 172V173H14ZM58 168V169H57ZM47 169V170H46ZM160 169H162L161 171H160ZM177 170L176 172H178V171H180L181 172V174H176V173H174L175 172V170ZM200 169L201 170H203V171H200ZM223 169V170H222ZM232 169H234L235 171H234V174H235V172H237L238 171V175H237V173H236V177L238 178V177H241V178H239V180L240 181H242L243 183H246L247 184V194L245 193V191H244V193L243 192H241L240 191V189H239V187L237 186L238 185V180L237 181H235V184L234 183H232L231 184V181L232 182H234L233 180H236V179H233L232 177H230V174H229V172L230 171H232ZM239 169V170H238ZM259 169H261V168H259ZM62 170V171H61ZM96 170L97 171H99L98 170V166H96ZM173 170V171H172ZM213 170V171H212ZM217 170H219V172H220V174L223 176L222 177V179L223 180H220V178H221V175L218 173V171ZM43 171V172H42ZM49 171V172H48ZM58 171L59 173H56V172ZM159 171V172H158ZM162 171H164V172H162ZM211 171H212V175H210V173H211ZM47 174H46V173ZM169 172H171V174L172 175H170L169 176ZM175 174H173V173ZM228 172V174H227V178H225L226 177V173ZM161 173H162V176H161ZM202 173V174H201ZM241 175H240V174ZM18 174V175H17ZM41 174H42V176H41ZM209 174V175H208ZM214 174V175H213ZM218 174H219V177H218ZM249 174V175H248ZM48 175V176H47ZM113 175V176H112ZM138 175V174H137ZM178 175H180L179 176V178H178ZM240 175V176H239ZM29 177V179H30V183L28 184V183H26L25 184V186L23 187V188H21V189H18V190H14V187L16 186V185H19V183L21 182V178H23V177ZM46 178H45V177ZM135 176V175H134ZM172 176H173V178H172ZM174 176H176V179H177V181L175 182L174 180H176L175 179V177ZM230 178H229V177ZM37 179H36V178ZM40 177L41 178H43L42 180L40 179ZM169 177V178H168ZM212 177H213V179H212ZM219 178V180L220 181H222V182H220L219 180H218V178ZM49 178V179H48ZM166 178V179H165ZM167 178H168V180H167ZM172 178V179H171ZM207 178V179H206ZM232 178V180H230ZM124 179H125V176H124ZM196 179V180H195ZM225 179H227L229 182H227V180H226V182H224V180ZM32 180V181H31ZM44 180V181H43ZM170 180H172L171 182H170ZM210 180H211V182H210ZM216 180H218V182L216 181ZM246 180V181H245ZM20 181V182H19ZM37 181H38V184H37ZM48 181V182H47ZM65 181H66V183H65ZM160 181H161V183H160ZM163 181V182H162ZM198 181V182H197ZM216 181V182H215ZM32 182V183H31ZM43 182L45 183V184H43ZM173 182V184H171ZM200 182V183H199ZM35 183V184H34ZM119 183H121L122 185L120 186L119 185ZM166 183H168L167 185H165ZM176 183V184H175ZM212 183V184H211ZM225 183H227L226 185H225ZM236 183H237V185H236ZM32 184V186H30ZM125 184H127V183H125ZM224 184V185H223ZM36 185L38 186V187H36ZM40 185H41V187H40ZM164 185V186H163ZM173 185V186H172ZM175 185V186H174ZM190 185H193V186H190ZM229 185V186H228ZM230 185H232V187H230ZM26 186H27V188H26ZM167 186V187H166ZM189 186H190V188H189ZM216 186V187H215ZM36 187V188H35ZM160 187H162V188H160ZM172 189H171V188ZM186 187V188H185ZM188 187V188H187ZM193 189H192V188ZM233 187H234V189L236 188V187H238L237 188V191L239 190L240 192H241V194H240V192L238 193L237 191H236V189L234 190L233 189ZM10 188V189H9ZM37 188H39V190H40V188H43V189H41L42 191H37L38 189ZM73 188V187H72ZM109 188V189H108ZM178 188V189H177ZM187 190L188 189V191H184L185 189ZM220 188V189H219ZM225 188V189H224ZM231 188V189H230ZM249 188V189H248ZM11 189H13L15 192H14V194H11L10 196H8L7 197V199H2V196H3V194L4 193H6V192H8V191H11ZM26 189H28V190H26ZM174 189V190H173ZM184 189V190H183ZM203 189H204V193H202L203 192ZM214 189V190H213ZM21 190H23V191H25L23 194L24 195H27V197H28V195L30 196V197H28V199H27V197H25L23 194H22V192H21ZM31 190V191H30ZM37 191V193L35 192V193H32V191L34 192V191ZM178 190H179V192H178ZM181 190H182V192H181ZM190 190V191H189ZM199 190V191H198ZM201 190V191H200ZM220 192H219V191ZM230 190H231V192L234 190L235 192H232V193H234V194H232L230 197H231V200H229L230 199V197H229V195L231 194L230 193ZM30 191V192H29ZM183 191H184V193H183ZM194 191H196V192H194ZM19 192V193H18ZM187 192V193H186ZM190 192H192V193H190V194H192V195H194L195 197H196V193H197V196H199V200H201L199 203H196V204H194V206L196 207H194L193 208V214L191 213V219L189 218V216H188V214H186L187 213V211L184 209V207H183V204H181V206H179V209H176V205L174 204L175 202V200L178 198V199H181V198H179L180 196H184L185 197V194H186V196L187 195H189V193ZM226 192L228 193V195L226 194ZM19 194V195H17V194ZM22 195H21V194ZM32 193V194H31ZM41 193V196L39 195ZM180 193H181V195H180ZM205 193H206V195H205ZM31 194V195H30ZM43 194V195H42ZM179 195L177 198H175L176 197V195ZM237 194V195H236ZM13 195V196H12ZM15 195V196H14ZM17 195V196H16ZM224 195V196H223ZM238 196V197H240L241 199H239L238 197H236V196ZM245 195V197H243ZM260 195V196H259ZM260 198H259V197ZM188 197V196H187ZM186 197V198H187ZM232 197L235 199L236 198V200L237 199H239V200H233L232 199ZM243 197V198H242ZM251 197V198H250ZM256 197H257V199H256ZM25 198V199H24ZM34 198V199H33ZM92 198V197H91ZM175 198V199H174ZM183 198V197H182ZM245 198V199H244ZM248 198V199H247ZM255 198V199H254ZM31 199H32V201H31ZM43 199V200H42ZM207 199V200H206ZM210 199V200H209ZM227 199H228V201H227ZM242 199H244V200H242ZM246 199H247V202L248 203H250V204H246L247 206L245 207V203H246ZM19 200V201H18ZM102 200V199H101ZM111 200H113V199H111ZM240 200H242L243 201V203L241 204V202L239 203L238 201H240ZM251 200V201H250ZM36 201V202H35ZM40 201V202H39ZM100 201V200H99ZM113 201H116V200H113ZM232 201H233V203L234 202H238L237 204H239L237 207L238 208H240L239 206L241 205L242 207L241 208H243L244 210L243 211H241L240 212V210H242V209H238V208H236V206H234V204H233V206H232ZM245 201V202H244ZM262 201V202H263ZM13 202V203H12ZM29 202V203H28ZM30 202H32V204L30 203ZM208 202H210V203H208ZM215 202V203H214ZM262 202H260V206H261V204H262ZM19 203V204H18ZM22 203L24 204V205H22ZM34 203V204H33ZM40 203V204H39ZM228 203H230L231 204V206H229L230 204H228ZM18 204V205H17ZM36 204V205H35ZM199 204H200V206H199ZM236 204V205H237ZM244 204V205H243ZM16 205V206H15ZM27 205V206H26ZM41 205V206H40ZM199 207H198V206ZM259 205H258V207H259ZM14 206V207H13ZM204 206V207H203ZM245 208H244V207ZM33 207H34V209H33ZM203 207V208H202ZM206 207L208 208V209H206ZM248 207H250V210L249 209H247ZM252 207V208H251ZM10 208V209H9ZM22 210H21V209ZM35 208H36V210H35ZM37 208L39 209L38 211H37ZM181 208V209H180ZM201 208V209H200ZM263 208H264V204H263ZM35 210V212H37V213H35L33 210ZM195 209V210H194ZM204 209H206V210H204ZM219 209V210H218ZM41 210V211H40ZM197 210V211H196ZM247 210H249V211H247ZM253 210V211H252ZM11 211V212H10ZM24 211V212H23ZM255 211H256V208H255ZM14 212V213H13ZM139 212V213H138ZM146 212V213H145ZM204 212H206V214L204 213ZM7 213H10V214H7ZM13 215H12V214ZM34 213V214H33ZM43 213V214H42ZM211 213V212H210ZM213 213V212H212ZM237 213V214H236ZM239 213V214H238ZM252 213V214H251ZM256 213V212H255ZM204 214H205V216H204ZM242 214V213H241ZM240 214V215H241ZM12 215V216H11ZM44 215V216H43ZM178 215V218H179V221L178 222H176L175 223V219H176V216ZM209 215V216H208ZM244 217V219H246V221H247V218H245ZM257 217V216H256ZM256 217H254L255 219H256ZM62 218V219H61ZM76 218V219H75ZM241 218V217H240ZM191 221H190V220ZM194 219V220H193ZM238 219V218H237ZM262 219H264V217H262ZM65 220V221H64ZM202 220V221H201ZM240 222H242V219H238ZM43 221V220H42ZM41 221V223H43V224H47L48 222H46V220L44 219V222H42ZM123 221H126V220H123ZM246 221H244V223L246 222ZM46 222V223H45ZM248 222V221H247ZM247 222L245 223V224H247ZM87 223H89V221L87 222ZM177 223H178V229L176 228V225H177ZM200 223V224H199ZM225 224V225H226ZM44 225V226H45ZM39 226V225H38ZM43 226V225H42ZM40 227V226H39ZM39 227H37V228H34L35 230H37V229H39ZM246 227H248V225L247 226H243V228H244V230L246 229ZM261 228L262 227H259V231H257V233H259L260 231H262V232H260L258 235H261L259 238V240H261V241H263L262 242V244L264 243V232H263V230H261ZM130 229V226L127 224V223H124L123 225H122V233L123 234H132V231L131 230H129ZM202 229V230H201ZM201 229H199V231H198V233H200V231H201V233L203 234V233H205L206 232V229L204 230L203 229V226L201 227ZM249 229V228H248ZM74 230V229H73ZM129 232V233H128ZM182 232V233H181ZM230 232H231V230H230ZM146 233V234H147ZM201 233L200 234H198L201 238H202V235H201ZM262 233V234H261ZM97 234V233H96ZM95 234V235H96ZM100 235V234H99ZM257 235V236H258ZM132 236V235H131ZM263 238V239H262ZM98 239V238H97ZM102 240H104L103 238H101ZM184 240V242H182ZM202 240V239H201ZM260 241V242H261ZM168 244H166V243ZM202 242V241H201ZM203 243V242H202ZM102 244H103V241H102ZM179 244V245H178ZM209 245H211V243L209 244ZM264 245V244H263ZM143 246V247H144ZM148 246V247H147ZM164 246V247H163ZM169 246V247H168ZM184 246V247H185ZM92 247H93V249H92ZM150 247V248H149ZM163 247V248H162ZM167 247H168V249H167ZM98 248L99 247H97V245H93V246H91L90 245V248H89V250H91V252L89 253V254H84V255H87V256H89V257H87L86 256V258H84L85 256H83V255H79L80 256V259H81V264H108V262L106 261V260H108V258H109V256H111V257H113L114 258V256L113 255H109L108 256V258L106 257V258H101L100 256H99V251H98ZM162 249V250H161ZM173 249V250H172ZM166 250V251H165ZM167 250L171 253H168L167 252ZM174 250H178L179 252H181L183 255H181V257H180V259H179V257L177 256V257H175L174 255H173V251ZM155 251V252H154ZM56 252H57V250H56ZM185 254H184V253ZM92 253V254H91ZM133 253V252H132ZM134 253H136V252H134ZM137 253H138V251H137ZM181 253H178V254H181ZM94 254V258H92V255ZM96 254V255H95ZM164 254V255H163ZM173 255V256H172ZM160 256V257H161ZM183 256V257H182ZM150 257V256H149ZM174 257L177 259L178 258V261H176L175 259H174ZM85 259V260H82V259ZM89 258V259H88ZM113 258H111V259H113ZM118 258H120L119 256H118ZM144 258V257H143ZM123 258H120L119 259V261L120 262H122L123 261V263L122 264H125V263H128V261L126 260V259H124V260H122ZM146 258H144V260H145ZM169 259H170V262H169ZM98 260V261H97ZM131 260V261H130ZM140 260V259H139ZM103 261V262H102ZM125 261V262H124ZM127 261V262H126ZM138 261V260H137ZM84 262V263H83ZM90 262V263H89ZM110 262H113V261H110ZM114 262H118V260L115 258V260H114ZM129 262H131V264H135V262H133V260L132 259H129ZM165 262V263H164ZM175 262V263H174ZM141 264V260L139 261V262H137L136 264ZM144 263V262H143ZM142 263V264H143ZM128 264H130V263H128Z\"/></svg>",
  "mask_w": 264,
  "mask_h": 264
},
{
  "label": "water",
  "instance_id": "95a60500",
  "mask_svg": "<svg viewBox=\"0 0 264 264\" xmlns=\"http://www.w3.org/2000/svg\"><path fill=\"white\" fill-rule=\"evenodd\" d=\"M11 1L15 7V13H13L12 17H7L14 25L18 26V32L23 38L25 37L28 40V43L26 45L25 40L20 39V44H23V42L25 43L24 51L21 52L19 60H15V58L10 59L9 55L11 53H7L2 46L5 45L3 41L6 35L4 32L5 30L1 29L3 32L0 30L2 39L0 43V83L3 82L4 79L14 75L17 72V68H21L24 64L33 60L43 49H46L54 39L59 38L62 33L67 30V27L61 28V32H55L53 30L55 26H60L58 19H54L56 14L59 17L61 15L65 18L69 17L67 13H62V10L57 13L52 11L51 14H48V11H51L53 8V0H51L52 4L50 5L47 0H28L30 1L29 4H26L25 0ZM36 2H38V5ZM63 2L67 3L69 8H75V0H61V3ZM61 3L56 6V11L61 9ZM41 7L46 12L39 13L38 8L41 9ZM27 18L28 20H26ZM70 18L72 26L78 23V18ZM4 25L7 26L6 23Z\"/></svg>",
  "mask_w": 264,
  "mask_h": 264
},
{
  "label": "flooded vegetation",
  "instance_id": "af4514ba",
  "mask_svg": "<svg viewBox=\"0 0 264 264\" xmlns=\"http://www.w3.org/2000/svg\"><path fill=\"white\" fill-rule=\"evenodd\" d=\"M102 1L103 0H80V4L75 5V7L78 10V17L77 18L78 19L83 18L86 14H88L91 10H93L97 4L101 3ZM3 6H4V8H6L4 10L8 12L10 17H12L13 13H15V8H13V7L10 8V6H6L4 3H3ZM60 10L61 9L56 11V8L52 9V11H54L55 13L61 12ZM68 16H69V18L70 17L76 18L75 14H68ZM13 20H14V18H13ZM26 20H28V18ZM64 22H65L64 24H61L60 26H56L55 28H53V30L55 32H61V28L67 27V30L64 31V32H67L68 27L69 26L72 27V24L70 21L69 22L64 21ZM68 23H70V24H68ZM2 26H3L2 29L5 30L4 32L6 34L5 38L3 40L5 45H2V46L4 47V49L7 53H11L9 55L10 59L15 58V60L16 59L19 60L21 57V52L24 51V45H25V43L27 45L28 40L25 37L23 38L21 36V34L18 32V26L14 25L12 22L9 23V27L7 30H6L7 26H5V25H2ZM20 39H24L25 43L23 42V44H20ZM1 41H2V39L0 36V43H1ZM0 54H1V48H0ZM17 56H18V58H17Z\"/></svg>",
  "mask_w": 264,
  "mask_h": 264
}]
</instances>
